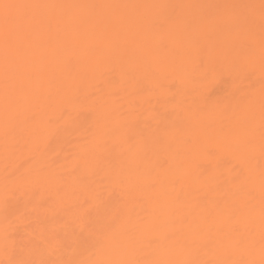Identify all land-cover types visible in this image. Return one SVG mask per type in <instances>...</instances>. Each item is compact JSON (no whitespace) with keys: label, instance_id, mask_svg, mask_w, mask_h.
<instances>
[{"label":"bare ground","instance_id":"6f19581e","mask_svg":"<svg viewBox=\"0 0 264 264\" xmlns=\"http://www.w3.org/2000/svg\"><path fill=\"white\" fill-rule=\"evenodd\" d=\"M0 264H264V0H0Z\"/></svg>","mask_w":264,"mask_h":264},{"label":"snow or ice","instance_id":"6c2138e0","mask_svg":"<svg viewBox=\"0 0 264 264\" xmlns=\"http://www.w3.org/2000/svg\"><path fill=\"white\" fill-rule=\"evenodd\" d=\"M3 7L7 10L8 8H10V7H12V6H11V5H7V4H5ZM5 19H6V21H7V19H8L7 12H6V14H5Z\"/></svg>","mask_w":264,"mask_h":264}]
</instances>
